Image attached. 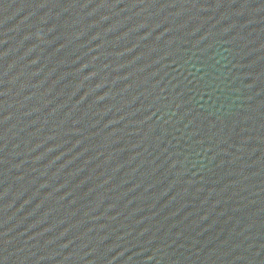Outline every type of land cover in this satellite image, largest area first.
Returning a JSON list of instances; mask_svg holds the SVG:
<instances>
[{
  "label": "water",
  "instance_id": "1",
  "mask_svg": "<svg viewBox=\"0 0 264 264\" xmlns=\"http://www.w3.org/2000/svg\"><path fill=\"white\" fill-rule=\"evenodd\" d=\"M0 264H264V0H0Z\"/></svg>",
  "mask_w": 264,
  "mask_h": 264
}]
</instances>
